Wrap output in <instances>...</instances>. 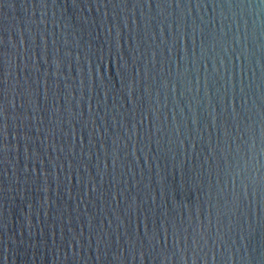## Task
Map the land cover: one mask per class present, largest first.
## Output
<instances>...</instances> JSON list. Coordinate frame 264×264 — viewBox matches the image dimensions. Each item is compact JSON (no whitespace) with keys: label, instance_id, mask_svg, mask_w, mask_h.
<instances>
[{"label":"water","instance_id":"95a60500","mask_svg":"<svg viewBox=\"0 0 264 264\" xmlns=\"http://www.w3.org/2000/svg\"><path fill=\"white\" fill-rule=\"evenodd\" d=\"M0 78V264H264L261 0H2Z\"/></svg>","mask_w":264,"mask_h":264},{"label":"snow or ice","instance_id":"6c2138e0","mask_svg":"<svg viewBox=\"0 0 264 264\" xmlns=\"http://www.w3.org/2000/svg\"><path fill=\"white\" fill-rule=\"evenodd\" d=\"M0 2H2V0H0ZM261 4L264 5V0H261ZM177 6H179V4H177ZM137 71L139 70L137 69ZM0 84H3L2 78H0ZM6 91H7L6 88L0 87V120H2V118L6 115V109L8 107V102L6 99ZM5 126L6 124L0 123V129H2ZM6 147H7L6 145L0 142V153L5 151Z\"/></svg>","mask_w":264,"mask_h":264}]
</instances>
